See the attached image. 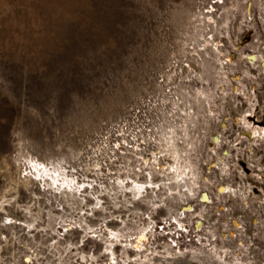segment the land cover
<instances>
[{
  "label": "rangeland",
  "instance_id": "rangeland-1",
  "mask_svg": "<svg viewBox=\"0 0 264 264\" xmlns=\"http://www.w3.org/2000/svg\"><path fill=\"white\" fill-rule=\"evenodd\" d=\"M0 264H264V0H0Z\"/></svg>",
  "mask_w": 264,
  "mask_h": 264
}]
</instances>
